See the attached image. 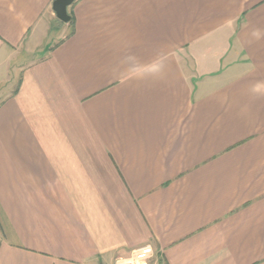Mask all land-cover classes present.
<instances>
[{"label":"crops","instance_id":"0c3cea01","mask_svg":"<svg viewBox=\"0 0 264 264\" xmlns=\"http://www.w3.org/2000/svg\"><path fill=\"white\" fill-rule=\"evenodd\" d=\"M53 1L0 0V264H264V0Z\"/></svg>","mask_w":264,"mask_h":264},{"label":"water","instance_id":"95a60500","mask_svg":"<svg viewBox=\"0 0 264 264\" xmlns=\"http://www.w3.org/2000/svg\"><path fill=\"white\" fill-rule=\"evenodd\" d=\"M74 0H54L52 2V10L55 16L62 22H68L70 15L67 12V7L71 5Z\"/></svg>","mask_w":264,"mask_h":264},{"label":"built area","instance_id":"2783aa9c","mask_svg":"<svg viewBox=\"0 0 264 264\" xmlns=\"http://www.w3.org/2000/svg\"><path fill=\"white\" fill-rule=\"evenodd\" d=\"M150 250L149 246H144V247H140L138 248V250H136V254H135V260H137L136 258H143L146 256V253ZM144 251V252H143ZM140 256V257H139Z\"/></svg>","mask_w":264,"mask_h":264},{"label":"rangeland","instance_id":"374dc122","mask_svg":"<svg viewBox=\"0 0 264 264\" xmlns=\"http://www.w3.org/2000/svg\"><path fill=\"white\" fill-rule=\"evenodd\" d=\"M144 252V251H143ZM147 254V253H146ZM140 257V256H139ZM140 263L142 262V261H145L143 258H136ZM133 264H139V263H137V262H133Z\"/></svg>","mask_w":264,"mask_h":264}]
</instances>
